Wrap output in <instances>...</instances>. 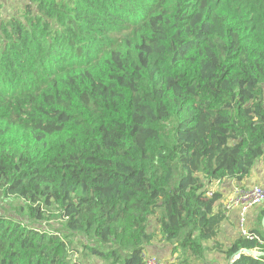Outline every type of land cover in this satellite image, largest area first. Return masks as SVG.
<instances>
[{"label":"trees","instance_id":"trees-1","mask_svg":"<svg viewBox=\"0 0 264 264\" xmlns=\"http://www.w3.org/2000/svg\"><path fill=\"white\" fill-rule=\"evenodd\" d=\"M262 159L264 0H0V194L28 213L0 215V264H144L166 242L201 260L208 241L264 264L236 258L264 252L262 225L219 243L210 189Z\"/></svg>","mask_w":264,"mask_h":264},{"label":"crops","instance_id":"crops-1","mask_svg":"<svg viewBox=\"0 0 264 264\" xmlns=\"http://www.w3.org/2000/svg\"><path fill=\"white\" fill-rule=\"evenodd\" d=\"M237 185L245 186V187H254V186H263L264 187V159L260 160L254 167L252 174L248 179L243 181V183L238 184L234 180H228L224 182H216L212 184L210 188L213 192H219L222 195L221 201L218 203V208L224 210L225 213V220L221 225L220 235H219V243L226 245H232L236 239H238L240 235V228H239V211L237 209L226 210L225 205L228 202L229 197L231 196L234 187ZM264 205L257 206L252 208L247 213V225L250 229H257L262 225V212H263ZM165 246V245H164ZM149 249L151 254L155 255L152 251L157 249ZM158 253V252H157ZM164 255L161 254L160 256L163 257L165 261H171L172 263L178 262L177 256H174L173 249ZM162 259V258H161ZM236 259V258H235ZM218 260V261H217ZM210 264H228L224 259H211ZM229 262V260H228Z\"/></svg>","mask_w":264,"mask_h":264},{"label":"rangeland","instance_id":"rangeland-1","mask_svg":"<svg viewBox=\"0 0 264 264\" xmlns=\"http://www.w3.org/2000/svg\"><path fill=\"white\" fill-rule=\"evenodd\" d=\"M0 215H8L10 217H15V218H18L21 220L27 219L28 213H27L26 203L23 200H17V199L6 200L0 194ZM51 215H55V213H52ZM44 226L45 227H48V226L49 227H51V226H55V227H61L62 226L63 227V220H61V218L59 216L58 217H52L48 223L44 224ZM154 228L156 229L157 225H153V229ZM73 239L75 241V244L80 249H82L81 243L77 241L78 238L74 237ZM203 245H204V254L201 257L202 258L201 260H198L196 258L191 257L189 252L184 251L183 255H180V257L177 259L178 262L177 263L175 262V264H210L209 261L211 259L215 260V258L224 259L228 263V259L224 253L216 251L215 249H212V247L215 245V242L208 241V242H204ZM226 245L227 246L224 245L225 249L228 248L229 246H231V245H228L227 243H226ZM172 248H173V246L166 242V243L159 244L157 247L154 248L157 250L152 251V252L163 259V257L160 255L161 254L165 255L167 252H168V254H170L169 252L172 250ZM78 258H80L83 261V264H110L109 262H106L103 259L97 258V257L92 256V255L83 257V252L77 253L75 251L74 259L77 260ZM166 262H168V264H174L170 260L166 261Z\"/></svg>","mask_w":264,"mask_h":264},{"label":"built area","instance_id":"built-area-1","mask_svg":"<svg viewBox=\"0 0 264 264\" xmlns=\"http://www.w3.org/2000/svg\"><path fill=\"white\" fill-rule=\"evenodd\" d=\"M264 204V187L254 186L245 187L237 185L228 202L225 205L226 210L237 209L239 211V228L240 235L245 239H256L258 236L251 232V229L247 225V213L254 207ZM144 264H168L163 259L156 255L145 251L143 253Z\"/></svg>","mask_w":264,"mask_h":264},{"label":"water","instance_id":"water-1","mask_svg":"<svg viewBox=\"0 0 264 264\" xmlns=\"http://www.w3.org/2000/svg\"><path fill=\"white\" fill-rule=\"evenodd\" d=\"M262 228L264 230V216H263V219H262ZM241 253H244V254H248L250 256H253L255 258H261V257H264V252H258V251H255V250H250V249H242L236 256L239 257V255Z\"/></svg>","mask_w":264,"mask_h":264}]
</instances>
